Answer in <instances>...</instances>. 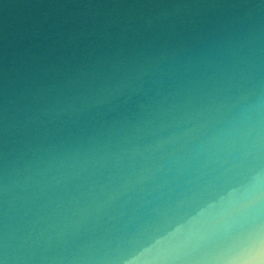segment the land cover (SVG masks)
<instances>
[{
  "label": "water",
  "instance_id": "water-1",
  "mask_svg": "<svg viewBox=\"0 0 264 264\" xmlns=\"http://www.w3.org/2000/svg\"><path fill=\"white\" fill-rule=\"evenodd\" d=\"M0 264H264V0H0Z\"/></svg>",
  "mask_w": 264,
  "mask_h": 264
}]
</instances>
